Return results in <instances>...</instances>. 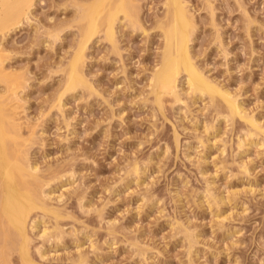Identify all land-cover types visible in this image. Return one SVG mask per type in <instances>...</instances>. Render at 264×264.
Wrapping results in <instances>:
<instances>
[{
  "label": "rangeland",
  "instance_id": "obj_1",
  "mask_svg": "<svg viewBox=\"0 0 264 264\" xmlns=\"http://www.w3.org/2000/svg\"><path fill=\"white\" fill-rule=\"evenodd\" d=\"M132 1L139 23L121 14L114 45L101 27L86 49V87L72 91L67 70L90 0H35L0 32V65L23 81L14 94L0 81V92L46 203L27 222L31 260L264 264V0H183L194 61L247 118H232L220 95L195 94L184 73L181 92L159 104L151 79L169 6ZM0 231V264H24L1 217Z\"/></svg>",
  "mask_w": 264,
  "mask_h": 264
},
{
  "label": "bare ground",
  "instance_id": "obj_2",
  "mask_svg": "<svg viewBox=\"0 0 264 264\" xmlns=\"http://www.w3.org/2000/svg\"><path fill=\"white\" fill-rule=\"evenodd\" d=\"M34 1L35 0H0V32L5 31V29H8L9 27L11 28V26L16 27L20 25L22 20L28 17L30 9L35 3ZM90 1L91 2H88L85 5L83 4L84 6H81L82 11L79 12L81 13L79 14V17L81 15L80 19L85 21V26L84 28L83 26L81 27L83 30H81L82 35L79 40V45L68 65L69 72L67 70V73L69 74L66 83V91L75 90L79 85L86 87L87 81L83 72V67L85 68L84 64L87 60L86 49L88 43L91 42L92 38H94V36L100 31L102 26L106 27V36L114 45V39L116 37L115 33L117 30H115V25L120 19L121 14H123L122 16L124 19L130 20H128L130 24L134 22L136 26V24L139 23L135 22L138 15L134 13V7L136 6L134 1H132L133 9L131 6L132 2L130 3L131 0ZM166 4L169 6L168 13H170L168 15H170V18L166 24L164 23V25H161L165 37V46L162 58L160 59V65L158 64L159 67L154 71L151 79L153 91L155 92L159 104L163 102L162 99L164 96L176 97L181 92V90H179L178 93V88L180 86L179 79L184 73L186 75V83H188V87H190L195 94L198 93L200 96L205 94L207 96L208 94V97L211 96L212 98L216 95L217 97L220 95L227 102L229 108L228 111H230L232 118L238 114L242 116V108L238 104L239 102L236 101L237 99L233 98V96H231L232 94L227 92V89V91L223 90L224 87L222 89L213 79L208 77L204 73V69H201V67L197 65L198 63L196 64L194 61L190 42L192 41V34L196 27L195 18L192 14L193 12L191 13L189 10L190 8H188L187 5L189 3H186V1L183 0H167ZM80 5L82 4H79V6ZM135 9L137 10V8ZM135 15H137V17ZM10 28L8 30H10ZM1 52L0 54L2 55ZM1 58H3V55ZM2 62L4 61L1 60V63ZM16 76L14 73H7L4 65H0V81L5 82V84L7 83V87L13 94L16 92V85L18 87L19 84L20 87L22 84L19 83L20 79L18 81V79L15 78ZM10 91L7 94L10 95ZM1 94L3 95V93ZM7 94L5 95L7 96ZM11 96L13 97L14 95ZM3 97L5 99L0 97L3 99H0V217L3 224V235L6 236L5 240L7 242L11 233L9 230H14L12 231L14 236L16 237L17 235L21 238L19 240H22L20 255L23 263L35 264L29 256L30 251H28V243H30L28 234L30 232L28 233L27 231V222L31 212H34V209L43 207L46 203L41 205L44 202L42 201L44 199L40 200L41 197L39 196L41 195H38L39 191L37 190V182L35 180L36 183L32 181L36 172L34 169L36 168L35 166L30 167L24 162V159L26 158L25 155L22 154L24 152L20 149L21 145H17L18 142L16 141H18L20 135L19 129L21 128H19V123L16 121V118H14L16 114L13 113L14 110L12 111L10 106L11 110L6 109L8 107H6V105L8 104L6 102V97L4 95ZM15 98L11 99L13 100ZM12 107L15 109L14 106ZM7 110H9V112L12 111L13 114L8 113ZM244 116L245 115H243V117ZM247 120L252 126H257L256 121H254L255 119L253 120V118H249ZM20 153L25 158H20L22 156ZM32 170L35 172L33 173ZM12 236L10 239L13 238Z\"/></svg>",
  "mask_w": 264,
  "mask_h": 264
}]
</instances>
